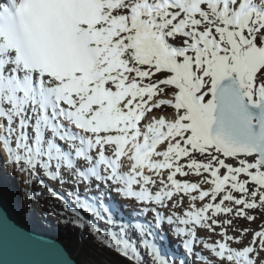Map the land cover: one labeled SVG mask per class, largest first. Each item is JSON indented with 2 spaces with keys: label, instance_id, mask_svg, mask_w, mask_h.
I'll list each match as a JSON object with an SVG mask.
<instances>
[{
  "label": "snow or ice",
  "instance_id": "6c2138e0",
  "mask_svg": "<svg viewBox=\"0 0 264 264\" xmlns=\"http://www.w3.org/2000/svg\"><path fill=\"white\" fill-rule=\"evenodd\" d=\"M17 66L32 74L9 87L22 89L32 103L25 109L11 96L0 97V128L6 133L9 127L4 108L10 105L20 139L30 128L32 147L37 154L44 150L49 162L45 168L51 164L55 171L63 165L82 181L99 183L92 153L61 121L87 133L89 145L97 140L95 145L103 151L109 143L116 146L104 142L109 136L126 134L125 147L133 133L139 139L149 119L155 115L159 120L160 113L165 121L170 116L187 126L181 128L184 140L195 132L222 156L235 160V166L221 161L217 173L209 170L205 187L216 184V191L222 192L231 186L224 181L243 180L236 191L223 200L204 192L192 208L211 198L212 205L200 210L208 219L216 206L214 227L219 228L220 211L233 212L223 208L233 200L238 208L246 205L238 216L246 220L245 226L239 232L224 228L219 240L198 246L201 218L185 198L180 224H196L197 229H172L173 242L183 249L178 259L160 256L142 226L134 225L152 264H186L192 256L208 264L199 248L218 264H264V224L248 214L260 205L239 199L245 193L258 196L256 189H264V0H0V71ZM8 154L11 158V151ZM12 162H20L19 156ZM174 178L188 176L177 172ZM154 198L161 203L159 193ZM80 202L88 207L85 196ZM167 223H173L171 216ZM241 234L248 239L242 242ZM116 251L129 264H144L139 249L126 240L117 242Z\"/></svg>",
  "mask_w": 264,
  "mask_h": 264
},
{
  "label": "rangeland",
  "instance_id": "374dc122",
  "mask_svg": "<svg viewBox=\"0 0 264 264\" xmlns=\"http://www.w3.org/2000/svg\"><path fill=\"white\" fill-rule=\"evenodd\" d=\"M176 127H177V130L171 131L172 133H170L169 136H167L168 138H165V140L161 143V144H164L165 146L161 149L162 152L161 151L160 152L162 153L163 157L166 158V160L169 163H171V165L169 166L167 170L165 168V171H160L159 173L154 174V176L152 177V182H151L153 183L152 188L154 186L159 187V188L161 187L162 191L164 189L174 190V187L178 188L177 185H179L180 181L182 180H179V181L175 180L174 177H175V174L179 172L181 174L187 173L188 179H186L185 182L196 181L201 191L209 192L213 196L220 195L221 200H223L225 196H231L232 193L236 191V186L243 183V180L229 179L227 181H224V183H227L228 185H231V186L224 188L222 192L216 191V187H217L216 184H213L212 187H205V186L209 184V176L207 175L209 170H211L213 173H217L222 167L221 161H226L227 164H231L235 166V160L222 156L221 151L219 149H217L216 147H213L210 141L197 137L195 132H193V134L190 135L187 140H184V135L181 132V128L182 127L186 128L187 126L180 125L179 121H176ZM178 136L180 137L179 140L176 139V137ZM180 140H184V143L181 144ZM168 145L176 146V149H174L169 155H167L168 153L166 154L165 150L166 149L171 150L175 146L173 148H170L171 146L169 147ZM23 165L24 164L19 165L18 168L22 170L24 167ZM71 172L72 170L70 171L69 174H65V175L70 176L72 174L73 178H75V174ZM225 175L226 176L228 175L238 176L239 173H227L226 172ZM16 176L11 174V178L15 177V182H16L15 184H17L18 187L20 186L22 188L24 186L26 188L28 198L33 197L32 202L37 207L36 210L39 209L38 213H40V215H43L44 217H50V215H53L55 217V221L58 224H61L63 222V219L68 217V212L63 209L61 203L57 200V196H56L57 193L54 192L50 188V186L47 185L46 180H44L46 175L42 172L41 168H39L37 172L31 169V172L29 173L28 176L25 173L18 176L17 177L19 178L18 181H21L22 184H20L17 181ZM62 182L63 180L58 182L56 184L57 187L63 188V186H61ZM71 183L72 182H69L70 185ZM170 187L171 189H169ZM256 191L259 193L258 196H254L252 193H245L244 195L239 196V199L241 200L246 199L247 203L249 204L253 202L258 203L260 205L259 210L256 211L255 213L248 212V214L256 215L257 221L261 224H264V203L260 202L261 199L264 198V189L257 188ZM40 192L43 194V196L36 199L37 193H40ZM29 193H31L32 196L29 195ZM172 195L176 196L174 206L177 205L178 207H181L185 198H187L188 206L190 208H192L194 203H198L201 200V196H199L200 197L199 199L197 196V193H192V194L185 193L183 188L179 189L178 192L176 190L172 191ZM11 198L12 197H10V199ZM58 198L59 200H62L60 197ZM34 200H36L38 204L34 203L36 202ZM205 205H212L211 198H208L207 200H205L204 204H201L199 208H192V211L195 213L197 212L199 214L201 213L200 215L201 222L199 224L200 229L197 231L198 233L202 232V234H199V235H204V234L210 235L209 237L211 238H208V239L211 241L219 240L221 238L220 232L224 228L231 227L232 229L235 230V232H239L240 228L245 226L246 224V220L238 219V216L242 212H244L246 205H242L241 207L238 208L237 205L233 202V200H228L227 202H225L223 205V208L224 209L231 208L234 211L229 212L227 215H223V210L220 211V227L219 228L214 227L215 219H216V215H215L216 206H213V214L209 215L208 219H204V212H202L200 209L204 208ZM175 211H177V208ZM80 217L76 218L72 216L70 217V222L79 223L81 222V218H82ZM229 220L232 221L231 225L227 223V221ZM209 221H212V223H209ZM196 228H197V225H196ZM107 235L110 236V234H107ZM110 237L113 238L114 236H110ZM119 237H121V235H119ZM240 239L243 242L244 240L248 239V237L244 234H241ZM214 258L215 257L213 256V260H216ZM83 259L86 264H112L111 262L108 263L105 260H101V261H98L97 259L94 260L90 255L84 256ZM211 264H218V261H215L214 263L213 261H211Z\"/></svg>",
  "mask_w": 264,
  "mask_h": 264
},
{
  "label": "bare ground",
  "instance_id": "6f19581e",
  "mask_svg": "<svg viewBox=\"0 0 264 264\" xmlns=\"http://www.w3.org/2000/svg\"><path fill=\"white\" fill-rule=\"evenodd\" d=\"M4 111H10V113H11L10 105L6 106L4 108ZM145 111H147V109H145ZM159 115H160V119L159 120H157L155 118V115H154L152 118L149 119L150 121H148V123H147V125L151 126V128H152L151 132L150 133H144V131H143L142 134H141V139L143 140V143L145 145L148 144L149 141L153 145H155V144L156 145L157 144L159 145L160 143H162L164 141L165 138H167V136H169L170 133H172L171 131H174V130L176 131L177 130L176 123L171 120L170 116H169V119L167 121H165L163 114H159ZM6 123H7V121H6ZM17 125H18V118H15L14 120H11L10 121V124H9V127L6 130V134H5V136L10 135L11 136L10 138H13L14 142L18 138H20L19 137L20 129H19V127ZM124 135H126V134H124ZM124 135L118 134L116 136H109V137H107L104 142L114 141L116 146L114 147L112 143H109L108 144V147L106 149H104V150L108 154H114L115 153L116 156H118L121 159H123L124 166L127 167V168H129V169H133L136 172V175H137L138 180L140 181V185H144L145 182L147 180H150L151 177L154 174H157V173H159L160 171H162L163 169L166 168V166L163 165L164 163L161 162L163 160V158L162 157L159 158V156L157 154V151H158L157 148H155L154 150L151 149L149 151V153L146 155L145 158H140V157H138L137 159L133 158L132 157V153H131V145L130 144H129V146H128L127 149H125V150L123 149L124 151H122V147L126 144L124 142ZM24 139H20L21 142L22 141H23V143L26 142V141H24ZM14 144H16V143H14ZM14 146L15 147L13 149H11V152H12L13 155L16 156V155H20V154L23 153V154H25L24 155L25 158H28L29 157L27 155V153L25 152L24 149L18 148L16 145H14ZM96 148L98 150L96 152H100L101 151V149L98 148V146H96ZM170 148H172V146ZM21 151H22V153H21ZM1 152H3V155H4L5 159H6V157H7L6 153H4L3 150H1ZM35 152H36V150H35ZM161 152H162V150H161ZM39 154H44V150L42 149ZM39 154H38V156H39ZM154 160H157L158 161V164L157 165L153 164V161ZM48 163L49 162L46 161V164H48ZM52 163L54 164L56 162L55 161H52ZM49 165H51V164H49ZM8 168H9L8 170H10L9 171L10 173H7L6 172V174L8 176H10V174L16 176V174L13 171V167L10 164H8ZM70 171H71L70 168H66L65 166L62 165L61 169H56L54 172L57 173V174H60V173L61 174H69ZM67 176H69V175H67ZM7 179H8L7 184H9V185H16L15 184L16 183L15 182V177H13V178H7ZM70 181L72 183H71V185H69L70 186V189H69L70 192L69 193L71 194V192H72V196H74L73 193H76V186H77L76 183H78L77 181H82V180L80 178H78L76 176V174H75V178H73V176H72V179H70ZM72 184L73 185L75 184V185L73 186ZM140 187H142V186H140ZM186 188H187V185L185 186V189ZM153 189L155 190V193L156 194L157 193L160 194V196H161V203L157 204L156 202H152L151 204H149V206H153V208H154L155 206L161 205L162 206L161 209L164 210L165 212H167V214H173L176 217V222L180 224V219L182 218L184 204H182L181 207H178L177 205L174 206L175 196L172 195V191L171 190L164 189L162 191V188L161 187L159 188V187H155V186L153 187ZM169 189H171V187ZM168 194H171L172 195V198L171 199H169V195ZM199 194H200V196H202L201 193H199ZM8 197H10V196H8ZM73 200L76 201V197H74ZM130 200L132 202H135V203H133V205H135V206H142V208H144V210L148 208V207L145 206V203H140L137 200H135L134 198H130ZM20 208H21L20 206L17 207L18 210ZM176 208H177V211H175ZM178 211H180V212H178ZM29 223L31 224V222H29ZM193 225L194 224L189 223V224L184 225V226L187 228V231L189 233H191L192 230L195 229V227ZM197 236H199V237H201V236L209 237L210 235H206V234L199 235L198 234ZM166 244L168 245L167 242H166ZM208 244H210V242Z\"/></svg>",
  "mask_w": 264,
  "mask_h": 264
},
{
  "label": "water",
  "instance_id": "95a60500",
  "mask_svg": "<svg viewBox=\"0 0 264 264\" xmlns=\"http://www.w3.org/2000/svg\"><path fill=\"white\" fill-rule=\"evenodd\" d=\"M0 264H79L58 237L18 215L0 191Z\"/></svg>",
  "mask_w": 264,
  "mask_h": 264
},
{
  "label": "trees",
  "instance_id": "16d2710c",
  "mask_svg": "<svg viewBox=\"0 0 264 264\" xmlns=\"http://www.w3.org/2000/svg\"><path fill=\"white\" fill-rule=\"evenodd\" d=\"M47 224L50 225V223ZM59 239L72 254H75L79 264H86L83 259L86 255H90L95 259L105 258L112 264H129L122 255L117 254V243L112 242L110 244L105 236L91 229L89 222L83 225H74L67 239L62 237ZM139 251L144 257V264H152L145 249H139Z\"/></svg>",
  "mask_w": 264,
  "mask_h": 264
}]
</instances>
